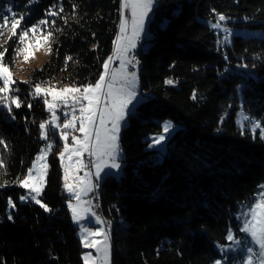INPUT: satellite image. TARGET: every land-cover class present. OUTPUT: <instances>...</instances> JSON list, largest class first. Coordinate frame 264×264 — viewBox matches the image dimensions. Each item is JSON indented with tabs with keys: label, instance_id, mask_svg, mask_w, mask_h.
<instances>
[{
	"label": "trees",
	"instance_id": "1",
	"mask_svg": "<svg viewBox=\"0 0 264 264\" xmlns=\"http://www.w3.org/2000/svg\"><path fill=\"white\" fill-rule=\"evenodd\" d=\"M8 5L25 14L24 26L44 19L53 5L64 11L42 26L53 32L48 56L39 65L26 64L23 78L14 76L10 94L22 106L12 105L9 113L0 105V138L7 145L0 144L5 165L0 184L7 181L0 187V264H85L63 187L60 147L50 157L38 197L51 211L31 199L21 201L25 189L15 181L27 174L45 143L39 124L49 111L43 95L31 94L34 85L95 83L114 54L121 0H0V15ZM213 9L230 18L224 22L229 29L264 30V0H156L146 45L138 49L147 99L122 128V174L102 180L100 205L110 223L111 264H214L224 257L220 246L230 243L228 230L242 233L240 211L264 184V138L238 124L241 110L264 124V37L232 34L230 43H218L225 34L210 27ZM9 35L5 31L0 37V51L8 49L5 62L14 69L18 45ZM164 119L177 129L160 159L148 145ZM9 198L15 208L8 206ZM237 262L227 252L225 264Z\"/></svg>",
	"mask_w": 264,
	"mask_h": 264
},
{
	"label": "snow or ice",
	"instance_id": "2",
	"mask_svg": "<svg viewBox=\"0 0 264 264\" xmlns=\"http://www.w3.org/2000/svg\"><path fill=\"white\" fill-rule=\"evenodd\" d=\"M31 4L34 0H28ZM155 0H122L121 3V20L119 25V34L117 35L113 56H109L104 61V71L99 75V79L94 84H87L82 86L65 85L63 88L57 89L55 85L36 83L34 85L32 95L45 97L44 103L49 112H51V119L40 122V135L42 139L48 140V125H52L55 129H62L60 131V139L63 143V150L58 153L61 166L64 170V184L63 187L72 195L75 203L72 200L68 201V208L71 211L74 222L80 223L85 220L87 215L89 219L94 218L96 223L103 224L95 212L92 211L91 201H85L83 197L89 192H92L98 184L93 182V175L98 181L101 178V173L105 169H120L121 164L119 160L122 158V152L119 144V133L121 128L126 124L127 116L135 108L136 104L141 100L136 91L137 73L128 72L127 66L133 64L135 57L127 58L130 49L137 46V41L141 38V34L145 31V22L152 11ZM75 8V5H73ZM131 10V31L129 33L128 19L124 14V10ZM64 11L63 6L56 10L53 5L46 10L45 18L39 20L35 24L24 26L25 14L17 13L13 10L11 5L6 7V14L0 15V37L4 36L5 31L10 33L9 39L16 38L17 47L14 49L16 57L23 56L24 62H27L33 55V49L45 45L47 51H51V41L53 38L52 31H45L42 26L49 25L47 17H56ZM216 13V10H212ZM230 18L223 13H216L215 22L210 23L212 29L222 30L224 39L218 43H230V37L233 30L225 26L226 21ZM247 19V18H245ZM67 21L65 20V23ZM55 20L51 21V26L54 27ZM0 47H3L0 45ZM8 51L6 47L0 51V105H3L9 113L12 112V105L16 108L22 106V101L16 95H11L13 91L12 86L16 83L13 78V73L8 63L5 62V54ZM120 60V68L110 70V64L113 58ZM72 57H66L67 61ZM228 57L225 56L227 61ZM239 67L248 68L246 63H241ZM255 67V65H253ZM227 71V69H226ZM120 82V86L116 87V82ZM27 83V81H22ZM166 83H173L172 80H167ZM239 91V86L237 87ZM51 96V101L47 99ZM195 98V94L193 95ZM69 99L72 104L71 119L67 114L63 124L58 123L59 117L56 115L55 108L57 102H62L68 105ZM101 99L104 101V106L101 109ZM83 101H87L84 104ZM79 104V116L76 115L75 106ZM28 107L32 105L29 103ZM15 117H13L14 119ZM97 120L99 125L97 126ZM223 120V117L221 118ZM243 121H250L251 130L255 132L260 128V135L264 138V128H261L262 122L257 119H252L247 115L243 116ZM79 122V128L76 127ZM111 125L109 127L108 125ZM161 131L150 136L149 148H156L162 150L166 141L171 137L175 130V126L171 121H164L160 126ZM243 127V122H242ZM80 132L82 136L72 135V132ZM71 135L72 144L69 145L68 138ZM0 144L7 147L5 141L0 138ZM53 144L49 142L44 149L41 150L33 161L32 166L27 170V174L22 178H17L15 181L22 188L28 190L25 195L19 197L21 201L31 199L36 204L40 205L45 211H51L48 205L44 204L40 197L43 188L46 184V175L48 164L46 157L52 150ZM84 153L94 159L91 161V167L86 165L81 159ZM67 158L68 163H65ZM73 158H75L73 162ZM4 161L0 160V168L4 167ZM80 168H89L84 173L83 177L75 175ZM94 168L93 173L91 169ZM73 172L76 183H69V172ZM35 172V175L33 173ZM7 181L5 182V184ZM5 184H0L4 187ZM8 206L15 208L16 205L11 198L8 199ZM243 217V227L239 229L240 232L247 233L251 242L258 246V250L254 251L253 247L246 248L247 256L243 264H264V191L258 193L254 203L247 205V211L241 213ZM250 217V218H249ZM12 220L11 215L8 216ZM101 236V240L96 237ZM81 240L85 248L95 249L98 253H102V264H110V245L108 233L103 228L97 227L94 231L91 228L81 226ZM226 240L230 243L225 246L221 245V252L224 257L216 259L214 264H225L227 259V252L234 248H239L241 241L236 238V235L231 229L228 230ZM85 264H97V258L93 257L91 252L83 254Z\"/></svg>",
	"mask_w": 264,
	"mask_h": 264
},
{
	"label": "rangeland",
	"instance_id": "3",
	"mask_svg": "<svg viewBox=\"0 0 264 264\" xmlns=\"http://www.w3.org/2000/svg\"><path fill=\"white\" fill-rule=\"evenodd\" d=\"M121 3H122V0H121ZM155 5H156V0H155V2H154V6H153V8H152V11L149 13V17L146 19V22H145V31H144V33H142L141 34V38L137 41V46L135 47V48H133V49H130V51H129V53L131 52V51H133V50H137V49H139V47L141 46V45H143V47H145V43H146V41H145V38L146 37H148V35H149V21H150V19H151V17L153 16V10H154V7H155ZM124 14L126 15V17H127V19H128V24H129V28H128V31H129V33H130V31H131V10L130 9H127V10H124ZM230 29H232L233 30V34H241V35H245V36H260V37H264V30H256V29H248V28H239V27H234V28H230ZM119 34V33H118ZM230 38H232V36L230 37ZM129 53H128V57L127 58H129ZM48 54H49V51H47V48H46V46L45 45H41L39 48H37V49H33V55L30 57V59L27 61V62H24V60H23V56H20V57H18V61L16 62V68H14V69H11V71H12V73H13V78H14V76H18V77H20V78H23V76H24V73H22L23 72V70H25V65L26 64H29V65H31V66H34V65H39V64H41L42 62H43V60L48 56ZM120 68V60L118 59V58H116V57H114L113 58V60H112V62H111V64H110V70H115V69H119ZM140 68V67H139ZM139 68H138V70L136 71V73H137V83H136V91H137V94H138V97L140 98V100H141V102L142 101H144V100H146L147 99V97L144 95V93H143V91L141 90V79H140V73H139ZM127 71H128V66H127ZM129 72V71H128ZM92 84H94V83H92ZM116 87H119L120 86V82L119 81H117L116 82V85H115ZM56 88L57 89H60V88H63V87H57L56 86ZM47 99L49 100V101H51V96H47ZM140 102V103H141ZM83 103L84 104H87V101H83ZM139 104V103H138ZM138 104H136V106H135V108L132 110V112L133 111H135V109H136V107H137V105ZM103 106H104V101H103V99H101V102H100V107H101V109L103 108ZM47 107V106H46ZM79 107H80V105L79 104H77L76 106H75V108H76V115L77 116H79ZM55 112H56V115L59 117V121H58V123H60L61 125L63 124V122H64V119H65V115L67 114V116H68V118L69 119H71V113H72V104H71V100L69 99V103H68V105H65L64 103H62V102H57V107L55 108ZM131 112V113H132ZM51 112H49V116H48V118H47V120H50L51 119ZM244 115H247V116H249L250 118H252V119H257V118H255V117H253L252 115H250L249 113H247L246 111H244V110H241L240 112H239V117H238V124L242 127V122H243V127L242 128H245V127H249V128H251V123H250V121H243V116ZM129 116V115H128ZM128 116H127V118H126V122H127V119H128ZM257 120H260V119H257ZM164 121H171L172 123H173V121L171 120V119H164L163 121H162V124H163V122ZM261 121V120H260ZM262 122V121H261ZM99 125V121L97 120V126ZM173 125H174V123H173ZM109 127H111V125L109 124L108 125ZM175 126V130L177 129V126L176 125H174ZM76 127L77 128H79V122H77V124H76ZM123 128V127H122ZM122 128H121V130H120V133H119V144H120V148H121V152H122V158L119 160V163L121 164V168L120 169H118V170H116V169H111V170H109V169H105V172H102L101 173V180H103L108 174H113V175H116V176H118V177H120V175L122 174V169H123V166H124V160H123V157H124V151H123V148L121 147V143H120V139H121V132H122ZM261 128H264V124L262 123L261 124ZM62 129H55V128H53V126L52 125H48V140H45V139H43L44 141H45V143H44V145L42 146V148H41V150L42 149H44L45 147H46V145L49 143V142H51L52 144H53V148H52V150L48 153V155H47V157H46V163L48 164V170H47V175H46V177H45V179H46V181H47V176H48V172H49V168H50V157H51V155H52V153L54 152V150H55V148L57 147V146H59L60 147V149H59V151H58V153L60 152V151H62L63 150V141L60 139V131H61ZM175 130H174V132H175ZM161 131V129L159 130V131H157V132H155V133H159ZM256 132L257 131H259V132H261V129L260 128H258V129H256L255 130ZM173 132V133H174ZM172 133V134H173ZM72 135H76V136H82V133H80V132H72L71 133ZM154 134V133H153ZM152 135V134H151ZM150 135V136H151ZM172 136V135H171ZM169 140V139H168ZM168 140L166 141V143H165V145H164V147H163V149L162 150H158V153H159V157H160V159H162L163 158V156L166 154V152H167V150H168ZM68 143H69V145H71L72 144V139H71V135L69 136V138H68ZM154 149H156V148H154ZM41 150L38 152V154H40V152H41ZM37 154V155H38ZM88 153H84L83 155H82V157H81V159L84 161V163L86 164V155H87ZM36 155V156H37ZM36 156H35V158H36ZM59 156V155H58ZM35 158H34V160H35ZM60 159V158H59ZM94 159V158H93ZM33 160V161H34ZM74 160H75V158H73V162H74ZM65 163H68V161H67V158L65 159ZM32 164H33V162H32ZM32 164H31V166H32ZM60 164H61V161H60ZM87 165V164H86ZM30 166V167H31ZM29 167V168H30ZM90 168V167H89ZM89 168H80L79 169V171L75 174V175H78V176H80V177H83L84 176V173L86 172V171H88L89 170ZM62 170H63V168H62ZM91 171L94 173L95 172V169L94 170H92L91 169ZM33 175H35V172L33 173ZM63 177H64V170H63ZM62 177V179H63V184H64V178ZM92 179H93V182H94V175H93V177H92ZM69 183H76V180H75V177H74V175H73V172L70 170V172H69V181H68ZM45 186H46V184H45ZM45 186H44V188H45ZM44 188H43V190H44ZM28 190H26L25 189V194H26V192H27ZM67 191V190H66ZM261 191H264V184L261 186V188H260V190L258 191V193H260ZM43 192V191H42ZM67 193L69 194V196H70V200H72V202L73 203H75L76 201L73 199V197H72V195L67 191ZM24 194V195H25ZM42 194V193H41ZM92 194H93V191L92 192H89L87 195H85L84 197H83V199L85 200V201H91V196H92ZM258 195V194H257ZM257 198V196L255 197V199ZM255 199H254V201H253V203L255 202ZM91 208H92V211L93 212H95L96 213V215L97 216H99L100 218H101V220L102 221H104V223L103 224H98V223H96V221H95V219L94 218H91V219H89V217L86 215L85 216V220L84 221H82V222H80V223H77V222H74V224L78 227V233H79V236L81 237V226H83V227H88V228H91L93 231L97 228V227H101V228H103L104 229V231H106L107 233H108V237H109V232H110V224L108 225L107 223H106V221H105V219H104V217L103 216H101L100 214H98L96 211H95V209H94V206H93V204H92V202H91ZM247 211V206H244L243 208H242V210L240 211V214H239V218H240V221H241V225H242V227H243V217H242V215H241V213L242 212H246ZM72 216V215H71ZM250 218V217H249ZM234 235H236V238L238 239V240H240L241 241V244H240V246H239V248H234L233 250H229L228 252H231L232 254H234V255H236V257L238 258V261L239 262H237V264H243V261H244V259H246V256H247V252H246V248L248 247V246H251V247H253V249H254V251H256V250H258V246H256L255 244H253L252 242H251V238H250V236L247 234V233H241V234H234ZM96 239L97 240H101L102 239V237L101 236H97L96 237ZM109 245H110V264H111V255H112V248H111V241H110V237H109ZM83 244V243H82ZM228 245V244H227ZM226 245V246H227ZM84 247V246H83ZM85 252H91L92 253V255H93V257H96L97 258V264H102V253H98L95 249H91V248H85L84 247V252H83V254L85 253Z\"/></svg>",
	"mask_w": 264,
	"mask_h": 264
},
{
	"label": "built area",
	"instance_id": "4",
	"mask_svg": "<svg viewBox=\"0 0 264 264\" xmlns=\"http://www.w3.org/2000/svg\"><path fill=\"white\" fill-rule=\"evenodd\" d=\"M132 57H134L133 56V51H131L130 53H129V59H131ZM138 70V57H135V60H134V62H133V64H129L128 65V71L129 72H136ZM93 160V157H91V156H89L88 154L86 155V164L87 165H89V167H91V161ZM92 170H94V168H92ZM99 181V180H98ZM97 180H96V178H95V176H94V183H96L97 184V182H98ZM91 202H92V204H93V206H94V209H95V211L98 213V214H100L99 213V210H98V203H97V201H96V197L94 196V190H93V194H92V196H91ZM108 224V223H107ZM109 225V224H108Z\"/></svg>",
	"mask_w": 264,
	"mask_h": 264
},
{
	"label": "bare ground",
	"instance_id": "5",
	"mask_svg": "<svg viewBox=\"0 0 264 264\" xmlns=\"http://www.w3.org/2000/svg\"><path fill=\"white\" fill-rule=\"evenodd\" d=\"M140 47H143V45H141ZM133 56L134 57H138V68H139L140 67V56H139L138 49L137 50H133ZM97 184H98V186L96 188H94V196L96 197V201L98 203L99 213H101L100 192H101V189H102L103 181L101 179H99ZM108 224H110V223L108 222Z\"/></svg>",
	"mask_w": 264,
	"mask_h": 264
},
{
	"label": "water",
	"instance_id": "6",
	"mask_svg": "<svg viewBox=\"0 0 264 264\" xmlns=\"http://www.w3.org/2000/svg\"><path fill=\"white\" fill-rule=\"evenodd\" d=\"M101 216H103V213H102V207H101V213H100ZM106 223H108V220L106 218H104Z\"/></svg>",
	"mask_w": 264,
	"mask_h": 264
}]
</instances>
